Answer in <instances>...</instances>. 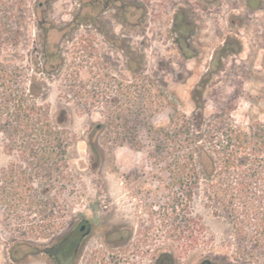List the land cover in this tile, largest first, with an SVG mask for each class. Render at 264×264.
Wrapping results in <instances>:
<instances>
[{"label":"rangeland","instance_id":"rangeland-1","mask_svg":"<svg viewBox=\"0 0 264 264\" xmlns=\"http://www.w3.org/2000/svg\"><path fill=\"white\" fill-rule=\"evenodd\" d=\"M143 1L149 13L145 20L147 42L142 70L135 75L130 102L120 96L124 99L121 114L99 112L103 110L100 102H96L99 97L86 84L94 82L100 72L96 66L90 67L95 63L83 62L85 49L79 35L74 36L70 45V64L62 75L37 89V102L58 120L66 122L68 136L75 142L69 160L72 176L44 217L30 212L25 203L18 202L11 208L0 203V255L4 243L21 233L32 234V231L43 237L41 230L56 228L75 212L90 213L91 208L114 204L127 218L147 220L150 236L156 238V243L163 242L167 249H195L232 264H264V246L258 243L256 227L246 225L238 232L230 215L205 205L202 196L195 195L185 209L178 212L176 220L172 217L175 213L171 220L165 217L171 212V199L179 196L181 190L169 175V164L173 163L172 144L155 130L168 126L174 109L191 116L197 110L196 102L203 117L211 119L212 124L221 122L228 126L230 123L243 130L264 124V0L261 8L249 12L251 25L241 29V52L222 59L213 67L214 74L208 83L195 90L196 73L204 72L207 56L202 61L181 59L168 33L174 8L191 0ZM232 1L239 4L237 0ZM30 4L31 0H21L24 18L30 13ZM197 4L198 11L214 13L205 19L206 31L202 33L210 39L211 49L221 39L224 14L230 5L228 0ZM28 69L18 56V86L14 81L11 90H6L11 96L18 95L16 90L27 92ZM117 73L128 74L119 70ZM69 78L73 81L69 82ZM1 91L4 90L0 89V96ZM125 121L133 128L134 141L129 145L105 143L113 139L116 124ZM97 123L102 125L99 135L102 145L88 146L86 138L92 137ZM6 142L0 132V185H4L2 169L10 166L12 174H16L23 166L16 152L7 155L3 151ZM16 179L13 177L12 181ZM44 219L46 223L50 220V226L47 223L45 227H38L44 224L41 221ZM177 222L185 228L181 234L174 231ZM255 240L257 246H254Z\"/></svg>","mask_w":264,"mask_h":264},{"label":"flooded vegetation","instance_id":"flooded-vegetation-1","mask_svg":"<svg viewBox=\"0 0 264 264\" xmlns=\"http://www.w3.org/2000/svg\"><path fill=\"white\" fill-rule=\"evenodd\" d=\"M196 1L206 5L213 2L179 3L168 23L170 43L181 59L202 61L207 56L204 72L196 73L194 90L208 83L214 74L213 67L222 59L241 52V29L251 25L249 12L261 8L263 3L237 0L236 5L228 0L230 8L224 14L221 39L210 49L211 41L202 33L205 19L214 13L198 11ZM29 12L25 18L22 16L21 0H0V89L4 90L1 95L11 90L14 81L18 86V56L29 67L28 86L38 94L37 89L60 77L70 64V45L74 36L79 35L85 49L83 62L95 63L90 67L96 66L100 72L94 82L86 84L99 97L96 102L103 109L99 112L121 114L124 99L120 96L130 102L135 75L142 70L147 42L145 20L149 13L146 2L31 0ZM118 70L128 74H118ZM196 106L199 110V102ZM101 127V123L95 124L92 137L86 138L88 146L102 145ZM131 130L129 121L118 123L113 139L105 143L129 145L134 141ZM91 209L90 213L75 212L56 228H44L43 237L31 231L32 234L21 233L9 239L1 251L0 264H232L195 249H167L163 242L156 243V238L150 236L147 220L127 218L114 204ZM41 221L44 224L38 227L47 223L50 226V220Z\"/></svg>","mask_w":264,"mask_h":264},{"label":"trees","instance_id":"trees-1","mask_svg":"<svg viewBox=\"0 0 264 264\" xmlns=\"http://www.w3.org/2000/svg\"><path fill=\"white\" fill-rule=\"evenodd\" d=\"M26 90L1 95L0 132L7 139L3 151L16 152L23 166L16 174L10 166L2 169L0 203L8 208L25 203L30 212L44 217L71 180L69 160L75 142L66 122L37 102L38 94L30 86ZM227 125L212 124L199 110L187 116L174 109L168 126L155 129L172 144L169 175L181 190L165 217L171 220L175 213L176 220L195 195L202 196L205 205L228 213L238 232L246 225L256 227L260 241L254 246H264V124L249 130ZM181 226L177 222L174 231L184 232Z\"/></svg>","mask_w":264,"mask_h":264}]
</instances>
